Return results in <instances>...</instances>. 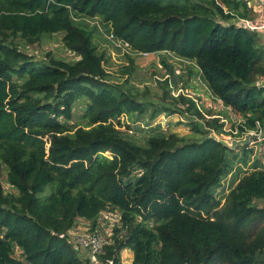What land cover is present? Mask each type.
<instances>
[{
    "label": "trees",
    "instance_id": "16d2710c",
    "mask_svg": "<svg viewBox=\"0 0 264 264\" xmlns=\"http://www.w3.org/2000/svg\"><path fill=\"white\" fill-rule=\"evenodd\" d=\"M252 13L246 0H0V169L13 190L0 181V264H92L69 234L77 220L93 231L107 209L121 224L97 261L121 264L129 250L130 264H264V166L251 162L221 204L216 188L251 151L238 158L211 137L222 133L217 119L205 130L187 123L194 141L156 127L137 143L115 129L122 115L152 108L151 122L174 111L110 81L94 29L74 21L99 18L137 54L193 64L212 100L244 121L240 132L264 131V45L239 23ZM59 33L77 60L39 62L16 44ZM177 98L202 118L193 99ZM75 105L81 125L70 123Z\"/></svg>",
    "mask_w": 264,
    "mask_h": 264
},
{
    "label": "rangeland",
    "instance_id": "374dc122",
    "mask_svg": "<svg viewBox=\"0 0 264 264\" xmlns=\"http://www.w3.org/2000/svg\"><path fill=\"white\" fill-rule=\"evenodd\" d=\"M253 1L249 0V3ZM74 21L76 23H84L88 28L94 29L93 43L96 45L98 52L105 54L106 63H104V69L110 81L122 84L127 89L131 88L132 92L137 94L138 100L142 103L150 104L154 107H165L174 111L170 115L161 113L151 122L148 121L152 108L148 109L143 115H122L119 119L120 125L112 122L115 129L135 139L137 143H143L145 137L148 136L149 128L156 127L162 133L174 134L178 137H184L186 140L194 141L200 138L191 132V129L186 126L187 123L195 122L201 129L205 130L204 123L206 120L217 119L218 124L223 125L222 133L216 134L212 130L210 134L214 133L218 141L225 144L228 142L227 138L231 136V125L241 118L235 113H229L230 110H224L221 102L217 103V100H212L210 93L206 89V84L201 76L195 72L197 68L193 64L188 65L187 62L178 60L176 56L163 53L148 54L147 56L137 54L116 39L110 26L103 23L99 18L78 17ZM61 38L62 34L59 33L51 37H43L37 44L27 45L20 40H17L16 44L21 50L27 52L34 60L39 62H47L49 58L64 61L77 60L78 58L72 52L64 48ZM129 58L133 59V65H129ZM126 67H130L131 72L123 74L122 71ZM170 70L173 72L172 75L169 74ZM183 94L193 99L199 106L202 118L184 112L185 106H182L177 98ZM82 115L81 106L75 105L70 123L72 125L83 124L85 121ZM215 116L224 118L227 121L226 125L224 126L220 119ZM230 117L233 120H230ZM246 146V149L251 151L247 154L250 162L246 164L247 166L236 163L233 168L234 171L223 178L220 186L216 188L215 196L221 200V204H223L224 197L237 181L252 171L250 168L251 162L256 160L264 166V149L261 142L251 145L247 144ZM243 149L237 147V150H235L238 153V158H241ZM104 155L111 157L108 152ZM233 180L235 181L232 184ZM0 181L6 193H13V190L6 182V172L3 168L0 169ZM258 205L264 207V201L258 202ZM90 229L91 225L88 222L77 220L76 227L71 234H82ZM248 231H245L246 234L249 233ZM78 251L83 255L85 254L80 249ZM15 253L16 257H20L18 250ZM127 255L131 256L132 253L130 251H121V264H127Z\"/></svg>",
    "mask_w": 264,
    "mask_h": 264
},
{
    "label": "built area",
    "instance_id": "2783aa9c",
    "mask_svg": "<svg viewBox=\"0 0 264 264\" xmlns=\"http://www.w3.org/2000/svg\"><path fill=\"white\" fill-rule=\"evenodd\" d=\"M248 7L253 11L256 12L257 9L262 10L264 8V0H254L252 3H249V0H246ZM241 26L247 28L248 30L255 31L258 33H264V25H254L252 20L249 19H241L239 20ZM121 42V41H120ZM128 46L127 43L121 42ZM130 49V48H129ZM131 50V49H130ZM140 55L147 56L148 54L139 53ZM230 110V109H226ZM229 113H233L231 110ZM234 114V113H233ZM220 119V122L226 125L227 121L224 118L215 116ZM230 120H233L230 117ZM244 121L240 119L231 125L230 135L227 139L228 142L231 143L233 140H242L245 136L249 137V145L254 144L256 142L264 141V131L259 127L257 124L255 130H246L244 129L243 132L239 131V128H243ZM212 135H215L214 133ZM232 137V138H231ZM263 147V146H262ZM264 149V148H263ZM121 224V216L117 210L107 209L102 211L99 214L97 219V224L93 231L88 230L82 234H69L70 235V242L73 244L75 248H78L84 251V255L86 258L91 257L92 264H113L111 260L100 262L97 261L94 256L102 254L103 248L105 245L109 243V240L113 234V229L119 227Z\"/></svg>",
    "mask_w": 264,
    "mask_h": 264
},
{
    "label": "crops",
    "instance_id": "0c3cea01",
    "mask_svg": "<svg viewBox=\"0 0 264 264\" xmlns=\"http://www.w3.org/2000/svg\"><path fill=\"white\" fill-rule=\"evenodd\" d=\"M249 20H252L253 24L254 25H264V8H262V10H259L257 9L256 12H253L251 17L249 18ZM259 37H260V42L261 44L264 45V33H259ZM257 85L259 87H263L264 88V77H261L258 79L257 81ZM217 103H219L220 101H216ZM124 251H129V250H124ZM127 264H130L131 261H132V255L129 256L127 255Z\"/></svg>",
    "mask_w": 264,
    "mask_h": 264
},
{
    "label": "water",
    "instance_id": "95a60500",
    "mask_svg": "<svg viewBox=\"0 0 264 264\" xmlns=\"http://www.w3.org/2000/svg\"><path fill=\"white\" fill-rule=\"evenodd\" d=\"M211 137H213L214 139H216L218 141V138L215 135H212L211 134ZM248 143H249V137L248 136H245V138L242 139V140H233V141H231V143H228L227 142L226 144L225 143H223V144L225 146H227L229 150L235 151L237 149V147L246 146Z\"/></svg>",
    "mask_w": 264,
    "mask_h": 264
}]
</instances>
